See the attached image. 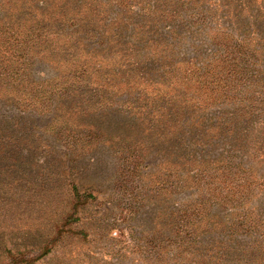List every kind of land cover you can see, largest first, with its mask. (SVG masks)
I'll use <instances>...</instances> for the list:
<instances>
[{
	"label": "rangeland",
	"instance_id": "374dc122",
	"mask_svg": "<svg viewBox=\"0 0 264 264\" xmlns=\"http://www.w3.org/2000/svg\"><path fill=\"white\" fill-rule=\"evenodd\" d=\"M244 1L129 0L125 8L115 0H0V26L23 34L27 57L18 89L0 86V264L6 251L34 258L46 248L33 264H208L218 261L205 258L213 248L233 260L226 264H250L255 241L242 235L243 216L264 217V191L254 181L259 165H245L260 146L264 92L257 107L243 98L245 87L264 89V21L233 20ZM93 22L94 34L117 22L122 30L105 46L84 35ZM213 33L230 39L228 65L252 77H238L239 99L211 102L201 87L183 86L184 107L197 108L183 125V71L210 63L227 72L216 61L223 47L207 42ZM133 45L153 57L112 72L108 61L134 53ZM74 54L90 58L95 75L57 86ZM238 162L239 183H231ZM245 177L251 196L234 191ZM72 187L91 198L73 208ZM191 230L205 234L193 248L180 246Z\"/></svg>",
	"mask_w": 264,
	"mask_h": 264
},
{
	"label": "trees",
	"instance_id": "16d2710c",
	"mask_svg": "<svg viewBox=\"0 0 264 264\" xmlns=\"http://www.w3.org/2000/svg\"><path fill=\"white\" fill-rule=\"evenodd\" d=\"M115 1L125 6V8H128L127 6L129 5L128 4L129 0H115ZM197 1L198 0H194V1L187 0L188 4L192 3L195 6L197 4ZM235 1L238 2L239 0H235ZM90 2L95 3V0H83L82 3H88L89 5H91ZM183 4H186V3L184 2ZM233 11L235 12L232 15L233 20H236L239 17H242V18L245 17V20L243 19L242 21H238V23H242L243 21L249 22L251 19L255 22L259 21V23L263 22L264 21L263 20L264 0H246V2L244 1V3L242 4V6L238 5V8H236ZM205 13H206L205 11L202 12V14H205ZM200 21H204V19H200ZM48 22H51V21H48ZM120 24L122 23L117 22L114 25V31L112 30V28L110 29L105 28L104 30H100L101 34H98V33L94 34L91 31L97 30L98 26H96V24L93 22V23L86 24L83 28L85 29L83 32H84V35L87 37L88 36L89 37L98 36V39L101 41L102 45L106 46L107 44L106 41H109L111 33L115 32V34L118 35L119 32L122 30V28L120 29L119 27ZM199 25L201 24L199 23ZM243 25H246V24H243ZM8 26H10V24H8L7 22L5 23V25L0 26V86L1 87L9 86V89H15V88L18 89L19 85L23 83V80H22L23 75H21L20 70L23 69V65H25L27 61V57H25L23 53V51L25 50V47H21V46H24L25 43L21 41L23 34L17 35L15 32H12V30H10ZM12 28H15V27H12ZM100 29H103V28H100ZM26 30L30 31V27H26ZM228 34L229 33H225V36L227 38H231ZM218 35L219 34L217 33H213L207 42H210L211 44H214V45L219 44L223 47L224 54L226 55L216 57V61L221 57L219 59V64L220 65L223 64V69L227 70V72L224 73L218 69L212 68L210 63H206L201 68H194L192 66L193 68L183 71L184 74L180 78L181 80H183L182 87L183 86L191 87L192 85H190V83L192 82L194 84V86L191 87L192 89L198 90L201 87V89L208 92V95L210 96H208L206 100H211V102H215L217 100H223V99H239L237 94H239L240 92V89H239L240 86L238 87L237 85H235L238 81V77L246 76L249 79L252 77L251 75L247 73L235 72V70L233 69L234 66L228 65L230 61L229 54L231 53L229 51L230 39H226V40L222 39V40H219V42H217L219 39L217 38ZM244 47H245L244 40H238L237 49L247 50V48H244ZM121 51L122 49L119 51V55ZM132 51H135V52L134 53L131 52L130 55H127V56L121 54L119 58L118 57L111 58L108 61L109 69L112 70V68H114V71H115V69L120 66H124L126 68V64L127 66H131V67H138L141 64L145 66L146 57L148 58V60L153 57V54L150 52V49H147L144 46L137 47L133 45ZM255 52L256 51H254V53ZM132 58L136 59L135 62H130ZM55 65H57V63H55ZM63 67L67 70V72H65L66 78L63 84L59 82L57 86L63 85V87H65L66 83L69 85H79L80 80L76 78V75H78V73L81 74L79 75L81 77V80H84L87 74L95 75V72H94L95 63L91 62L90 58H87V57L82 58L81 60L77 61L76 56L74 54L71 56L69 60L66 61V65L64 64ZM114 71L112 70V72ZM82 75H84L85 77ZM8 78L10 81H8ZM257 81L259 82L260 80H257ZM85 84H87L86 81H85ZM248 84L253 85L254 80L248 81ZM217 89L220 90V94L213 95L214 91L217 92ZM245 89H246V92H245L246 94L243 99L247 100L246 102L247 107H257L258 104L261 103V101L258 98V95L261 94L262 91L264 92V89L262 90L261 88H259L253 92L247 87H245ZM61 90H65V89H61ZM188 92H189V88L183 87V91L179 89V101H181L183 105L181 106V104L179 103V122L185 120L183 122V125H185L188 122V117H190L188 116V110L192 108L197 109L194 103H191L190 105L186 106V108L184 107V101H186L185 95H187ZM57 94H58V91L55 92L53 96H56ZM196 96L197 94H195L193 91L191 95L188 97V100L195 99ZM260 97L262 99V102H264V95H261ZM47 99L49 100L50 98H47ZM23 100L29 103L31 102V98H28V99L23 98ZM204 101L205 100H203L202 102ZM184 108H185V113L183 112ZM263 127H264V118L262 120V124L260 125V128H261L260 134L257 133L259 137L258 140H259L260 146L258 147V149L255 150L256 155L253 156L254 160H251L252 157L248 158L247 163L245 165L247 167V170H250L251 168H253V164L255 163L258 164L259 167L261 168L262 174L259 177L254 178V181L256 180L259 182L258 187L260 186L263 187V188L260 187L262 191H259V193H262L264 191V130H263ZM179 129L181 130V128ZM231 166H232L231 170H234V172H231V175H230L231 180H232L231 183H232L235 179L239 178L235 171L237 170L238 166H241V163L238 162L234 165L231 164ZM234 182L239 183V181H234ZM237 186H239L240 188L234 189V191L236 190H240V191H236L235 194L241 193V196H244V195L251 196V194H253L255 190L252 184L251 178L250 180H248V177H245L243 179L242 184L237 185ZM72 188H73L72 195L74 199L73 208H76L77 206L84 204L88 200V198H91L90 195L79 194L76 188L74 187ZM243 222L245 224L243 227L244 233L241 232L242 235H244L245 237H251L255 241L254 249L251 246L249 248V250L252 252L250 256L248 257L249 258L248 262L250 264H255L256 261H260L259 263L264 264V217L262 219H259L257 218V214L256 215L254 213L247 214L246 212V215L243 216ZM235 233L237 232H232V235H229V237L232 238V236ZM73 234L81 239L85 238V234L83 232H72V235ZM204 234L203 232H197V230H191L188 233H185L182 237H180L181 238L180 246L187 247L183 245L186 240L188 243L190 242L189 245H192V248H193L195 247V245L197 246L196 239ZM191 236H192V239L189 240V237ZM52 242L53 240H51V244ZM47 245H50V242H48ZM49 251L50 249L46 248L37 257H34V258L33 257L31 258L30 256L24 255L22 253L10 254L9 251H6V254L8 255L9 259L6 260L5 263H1V264H33L35 259H39L40 257L47 254ZM189 251L194 252V254H197V251H191V250ZM204 255H205L206 260H215V259L218 260L217 262L209 261L208 264L209 263L210 264H226L229 261L230 262L233 261L232 259L227 260L225 256H223L221 251L216 248H213L212 250H210V253L206 251ZM246 262H247V259H246Z\"/></svg>",
	"mask_w": 264,
	"mask_h": 264
}]
</instances>
